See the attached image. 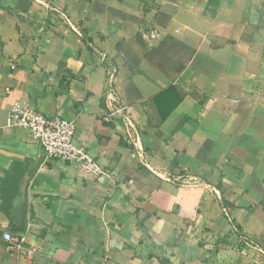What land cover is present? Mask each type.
Wrapping results in <instances>:
<instances>
[{
  "label": "crops",
  "instance_id": "0c3cea01",
  "mask_svg": "<svg viewBox=\"0 0 264 264\" xmlns=\"http://www.w3.org/2000/svg\"><path fill=\"white\" fill-rule=\"evenodd\" d=\"M23 100L73 120L97 172L8 125ZM263 259L264 0H0V264Z\"/></svg>",
  "mask_w": 264,
  "mask_h": 264
},
{
  "label": "built area",
  "instance_id": "2783aa9c",
  "mask_svg": "<svg viewBox=\"0 0 264 264\" xmlns=\"http://www.w3.org/2000/svg\"><path fill=\"white\" fill-rule=\"evenodd\" d=\"M57 12L60 9H55ZM63 11H60L62 13ZM65 16V15H64ZM65 18H67L65 16ZM69 19H66L68 21ZM158 36L157 29L149 28L143 33L147 41H152ZM116 70L111 69L107 80L106 104L110 110V115H119L124 118L127 133L134 145L139 142V133L128 115L125 106L119 104L118 97L114 89V78ZM7 123L13 127L25 129L31 138L39 143L43 149L47 160L61 161L63 163H73L80 165L85 171L97 172V163L87 145L82 141L73 120L64 117H51L32 107L27 101H16L8 114ZM150 168L149 164H145ZM164 181L179 185L195 184L202 182L198 177L186 174L175 175L172 173L166 176L159 175ZM3 239L9 243L10 250L16 254H33L35 247H27L23 239H18L12 233L5 232Z\"/></svg>",
  "mask_w": 264,
  "mask_h": 264
},
{
  "label": "rangeland",
  "instance_id": "374dc122",
  "mask_svg": "<svg viewBox=\"0 0 264 264\" xmlns=\"http://www.w3.org/2000/svg\"><path fill=\"white\" fill-rule=\"evenodd\" d=\"M264 260V259H263ZM264 264V261L262 262Z\"/></svg>",
  "mask_w": 264,
  "mask_h": 264
}]
</instances>
